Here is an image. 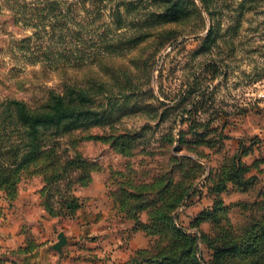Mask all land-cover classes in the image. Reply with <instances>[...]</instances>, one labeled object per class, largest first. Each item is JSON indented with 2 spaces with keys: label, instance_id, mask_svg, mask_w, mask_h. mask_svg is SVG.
I'll return each instance as SVG.
<instances>
[{
  "label": "rangeland",
  "instance_id": "obj_1",
  "mask_svg": "<svg viewBox=\"0 0 264 264\" xmlns=\"http://www.w3.org/2000/svg\"><path fill=\"white\" fill-rule=\"evenodd\" d=\"M10 1L0 0V103L87 81L92 114L73 151L63 135L56 158L0 186V264H152L186 245L176 229L199 264L261 262L217 261L214 247L264 216V0H96L88 12L67 0L59 24L87 19L88 37L86 51L66 43L74 64L58 76L16 50L30 29Z\"/></svg>",
  "mask_w": 264,
  "mask_h": 264
},
{
  "label": "trees",
  "instance_id": "obj_2",
  "mask_svg": "<svg viewBox=\"0 0 264 264\" xmlns=\"http://www.w3.org/2000/svg\"><path fill=\"white\" fill-rule=\"evenodd\" d=\"M66 1L11 0L10 5L8 4L15 17L14 22L30 29V34L15 40L16 50L25 58L30 57L33 63H40L41 71L46 75L52 73L53 76H58L73 68L75 52L74 49L69 50L71 40H77L74 45L77 44L86 51L85 42L88 35L84 37L82 32H88L87 19L77 25L70 23L72 18L70 22H63L62 26L59 24L60 18L64 19V12H67V15L71 13L72 4ZM95 1L83 0L81 9L88 12L90 8L86 6L87 3L94 6ZM60 40L65 41L62 54L59 50ZM103 58L102 56L99 61H103ZM56 86H43L44 95L34 104L14 97H5L0 103V186H13L14 173L29 162L56 158L57 149L61 147V141L58 139L63 135L67 136L68 148L73 151L71 138L77 124L92 114L88 98L92 83L86 81L85 84H76L67 80V83L60 85L63 90L59 89L58 84ZM79 162L75 156L57 165L65 169L68 166L74 167ZM244 172L245 166L238 163L237 169L234 170V174L239 177L237 181L243 178ZM56 176L55 173L52 177ZM224 188L225 185L220 187ZM175 236L184 239L186 245H181L162 258L153 260L152 264H199L196 245L191 238L177 229ZM214 248L217 261L227 256L242 254L258 258L262 261L257 264H264V216L239 240L223 241Z\"/></svg>",
  "mask_w": 264,
  "mask_h": 264
}]
</instances>
